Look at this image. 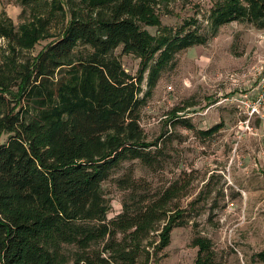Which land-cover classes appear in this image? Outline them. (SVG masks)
Instances as JSON below:
<instances>
[{
	"label": "trees",
	"instance_id": "obj_1",
	"mask_svg": "<svg viewBox=\"0 0 264 264\" xmlns=\"http://www.w3.org/2000/svg\"><path fill=\"white\" fill-rule=\"evenodd\" d=\"M163 1L50 0L48 16L18 28L0 14L7 44L0 59L1 264L158 263L173 230L189 224L177 182L153 189L128 172L115 181L125 197L112 219L102 189L127 162L162 165L160 138L148 141L140 110L176 55L208 41L195 19L177 30L162 27L155 8ZM56 12L66 20L60 36L25 57L53 37ZM233 22L264 30V0H219L208 18L211 36ZM141 24L160 30L153 35ZM121 46L140 58L137 77L114 54ZM176 115L173 123H184ZM192 244L195 264H217L211 239L196 236ZM257 256L264 263V252Z\"/></svg>",
	"mask_w": 264,
	"mask_h": 264
},
{
	"label": "rangeland",
	"instance_id": "obj_2",
	"mask_svg": "<svg viewBox=\"0 0 264 264\" xmlns=\"http://www.w3.org/2000/svg\"><path fill=\"white\" fill-rule=\"evenodd\" d=\"M49 1L0 0V14L5 12L18 28L34 15L48 16ZM218 1L164 0L155 8L162 27L177 30L187 20H198L208 41L176 55L140 110L148 141L160 138L162 165L151 170L140 161H130L102 184L111 204L108 219L121 213L125 197L115 181L130 171L153 189L172 182L184 186L186 196L179 203L188 209L189 224L173 230L158 263L150 264H195L196 236L212 240L217 264H264L257 256L264 252V110L250 116L248 107L264 66V30L234 22L211 36L208 18ZM65 25L61 12H56L50 26L53 37L24 52L25 57L38 55ZM141 26L153 35L160 30ZM6 45L0 39V59ZM122 49L114 54L137 77L140 58ZM78 50L91 51L83 45ZM148 77L149 71L140 97L148 91ZM175 113L184 123H173ZM216 125L220 129L215 134H200ZM6 140L4 136L2 141Z\"/></svg>",
	"mask_w": 264,
	"mask_h": 264
},
{
	"label": "built area",
	"instance_id": "obj_3",
	"mask_svg": "<svg viewBox=\"0 0 264 264\" xmlns=\"http://www.w3.org/2000/svg\"><path fill=\"white\" fill-rule=\"evenodd\" d=\"M254 92L250 97L252 101L248 104V107H250V116L259 113L260 109L264 110V66L261 69L259 83Z\"/></svg>",
	"mask_w": 264,
	"mask_h": 264
},
{
	"label": "crops",
	"instance_id": "obj_4",
	"mask_svg": "<svg viewBox=\"0 0 264 264\" xmlns=\"http://www.w3.org/2000/svg\"><path fill=\"white\" fill-rule=\"evenodd\" d=\"M234 23V22H233Z\"/></svg>",
	"mask_w": 264,
	"mask_h": 264
}]
</instances>
